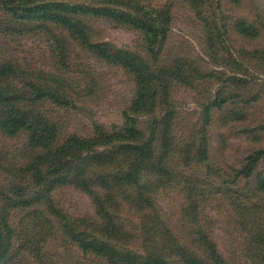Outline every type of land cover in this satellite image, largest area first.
Returning <instances> with one entry per match:
<instances>
[{"label": "rangeland", "instance_id": "374dc122", "mask_svg": "<svg viewBox=\"0 0 264 264\" xmlns=\"http://www.w3.org/2000/svg\"><path fill=\"white\" fill-rule=\"evenodd\" d=\"M54 5L108 10L87 0H0V67L8 69L0 76V264H104L62 233L53 212L96 219L77 178L87 163L80 178L93 194L116 176L153 181L169 130L166 168L178 182L154 195L165 219L178 224L191 200L182 183L197 180L202 223L224 260L264 264V156L250 174L242 172L247 157L264 150V0L142 3L169 6L167 21L131 11H119L124 19L43 10ZM52 14L62 20L48 21ZM239 22L256 27V36L238 32ZM114 51L142 68L149 96L140 106L138 75L112 60ZM11 116L29 120L56 154L33 150L29 127L8 135L3 122ZM73 137L99 145L59 152ZM135 144L150 148L139 173L125 148ZM105 155L113 157L106 165L90 160ZM120 210L138 225L124 203Z\"/></svg>", "mask_w": 264, "mask_h": 264}, {"label": "trees", "instance_id": "16d2710c", "mask_svg": "<svg viewBox=\"0 0 264 264\" xmlns=\"http://www.w3.org/2000/svg\"><path fill=\"white\" fill-rule=\"evenodd\" d=\"M87 1L89 3H101V6H104L108 10L98 12L79 5H73L71 8L66 5H54L45 7L43 10L45 12L63 10L74 13L77 17L86 16L89 18L90 16L99 14V17H121L124 19H129V16L119 11H131L133 15L138 16L145 15L146 17H150L157 15V18H166V21L167 17L171 14L169 6H166L161 11L155 10L152 5L149 7L142 6V3L146 0ZM108 7H111L112 10H109ZM68 19L66 18V20ZM59 20H62L59 14H52L48 17V21ZM71 21L74 22V18ZM138 23L144 27V24ZM259 25L264 31V19L260 20ZM73 27L74 25L70 29ZM236 28L238 32L247 34L248 36H256L257 34V28L248 22H239ZM75 31V29L72 30L73 34ZM82 35H85V31H82ZM111 59L129 70L133 69L138 75V80L141 84L139 83L140 95L137 105L140 106L148 98L149 88L142 81V68L136 66L134 63L136 58L114 51ZM233 63H236V61L234 60ZM7 70L6 67H0V76L6 75ZM25 116H28V113ZM44 125L48 126L45 123ZM21 127H29L31 129L30 145L33 150L47 151L45 156H54L56 154L50 149L45 134H40L38 129H33L29 120H18L14 116H11L3 122L4 131L8 135L15 134ZM124 133L123 137L127 134V130ZM135 135H138V133ZM170 136L169 130L164 144L165 152L163 157L160 159V162H156L155 178L154 176L151 178H154L153 181L144 180L142 176L134 177L130 174L116 176L114 180L117 181V186H121L122 189H116V183L106 187L98 185L99 192L93 194V192L88 190L86 180L80 178V175L85 176L86 169L90 163L85 164V166L78 170L79 187L92 200L95 207L96 219L88 218V220H80L78 218L67 217V215L62 212L60 213L58 210L54 211L53 214L56 219L61 221L60 224L63 223L61 225L62 233L71 239L74 245L83 253L99 258L104 264H228L219 253L211 233L205 229L202 223L204 208L200 203L204 200L200 197L201 194H199L197 180H185L182 183L183 192H187L191 200L185 199L184 207L180 210L181 220L177 222V225L172 220L167 221L163 212L156 204V197L161 190L170 188V184H177L178 182L176 177H173L171 174V171L166 168V164L168 163L167 152H170L167 151L170 145ZM124 139L128 138L124 137ZM74 144L82 146L99 145V142L94 140L83 141L73 137L65 146L59 149V152H64V150L71 148ZM125 148L127 149L126 155L131 159L128 165L133 166V172H143L150 148L146 150L143 149L142 145L136 144L127 145ZM198 151L202 158L203 150L199 149ZM38 156L30 164L32 167L39 165L41 159ZM263 156L264 150H255L253 154L247 157L246 164L242 167V172L250 174V171L256 167L258 161ZM112 158V155H105L94 156L90 160L100 165H106L112 161ZM105 182L106 179L102 181V184ZM263 184L264 180L260 183L262 190H264ZM155 193H157L156 196H154ZM123 203L131 209L130 211L138 215V225L131 221L128 224L126 223L127 220L121 217L120 206ZM51 204L54 205V203ZM48 223L53 226L52 221H48ZM80 229L82 230L80 231ZM257 238L259 243L263 242L262 235H258Z\"/></svg>", "mask_w": 264, "mask_h": 264}]
</instances>
